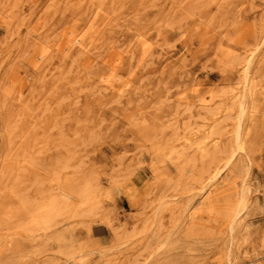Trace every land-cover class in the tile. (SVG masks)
Returning a JSON list of instances; mask_svg holds the SVG:
<instances>
[{
	"label": "rangeland",
	"instance_id": "obj_1",
	"mask_svg": "<svg viewBox=\"0 0 264 264\" xmlns=\"http://www.w3.org/2000/svg\"><path fill=\"white\" fill-rule=\"evenodd\" d=\"M0 264H264V0H0Z\"/></svg>",
	"mask_w": 264,
	"mask_h": 264
},
{
	"label": "bare ground",
	"instance_id": "obj_2",
	"mask_svg": "<svg viewBox=\"0 0 264 264\" xmlns=\"http://www.w3.org/2000/svg\"><path fill=\"white\" fill-rule=\"evenodd\" d=\"M238 146H239V143H238ZM227 165V164H226ZM218 174H220V173H218ZM215 177V176H214ZM216 178V177H215ZM243 192V191H242ZM235 225V224H234ZM232 238V237H231Z\"/></svg>",
	"mask_w": 264,
	"mask_h": 264
}]
</instances>
